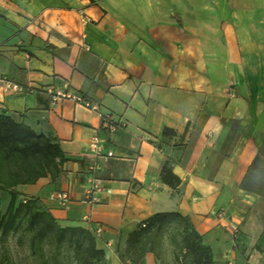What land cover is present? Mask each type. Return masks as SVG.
<instances>
[{
  "label": "crops",
  "instance_id": "obj_1",
  "mask_svg": "<svg viewBox=\"0 0 264 264\" xmlns=\"http://www.w3.org/2000/svg\"><path fill=\"white\" fill-rule=\"evenodd\" d=\"M169 2L180 21L153 13L142 25L152 30L134 33L114 0H0V75L23 89L0 87V115L52 136L67 158L55 180L16 190L61 226L102 225L100 264H136L120 257L124 237L153 214L176 211L214 264H264V212L248 188L264 160V0ZM154 5L144 0V11ZM58 92L98 109L53 103ZM96 137L102 157L89 149ZM166 161L177 189L161 180ZM93 164L105 191L88 204ZM56 191L72 201L51 200ZM138 264L163 263L148 252Z\"/></svg>",
  "mask_w": 264,
  "mask_h": 264
},
{
  "label": "trees",
  "instance_id": "obj_2",
  "mask_svg": "<svg viewBox=\"0 0 264 264\" xmlns=\"http://www.w3.org/2000/svg\"><path fill=\"white\" fill-rule=\"evenodd\" d=\"M164 133L167 134V130ZM65 162L67 158L52 136L37 133L12 116L0 115V189L10 197L5 212L0 214L1 240L6 241L11 235L30 234L31 247L35 250L37 243L50 237L59 247L68 245L73 249L78 263L100 264L105 253L97 248V237L90 228L61 226L38 199L20 198L16 190L19 185L35 184L47 176L55 180ZM160 176L172 189L181 184L169 161L163 165ZM180 226L182 230L177 229L172 237V242L176 243V236H180V264H214L212 249L203 243L201 234L189 219L177 211L155 213L139 223L124 237L121 259L129 258L138 264L150 252L161 260L165 235Z\"/></svg>",
  "mask_w": 264,
  "mask_h": 264
},
{
  "label": "rangeland",
  "instance_id": "obj_3",
  "mask_svg": "<svg viewBox=\"0 0 264 264\" xmlns=\"http://www.w3.org/2000/svg\"><path fill=\"white\" fill-rule=\"evenodd\" d=\"M149 3L155 4L157 7L155 11H144V0H114L115 9L123 15V22L129 28H132L134 33L136 31H145L152 27H142L143 21L146 17L153 13L158 14L163 21L176 20L180 21V12L171 8L169 0H148ZM217 0H192L194 5L199 6L201 3H215ZM222 1V0H219ZM225 3L227 0H224ZM243 4L249 5L256 0H239ZM258 1V0H257ZM152 7V8H153ZM200 12V11H199ZM182 13V12H181ZM255 179L251 181L248 186L250 190L255 191L260 196V202L257 209L264 212V160H261L254 167ZM9 194L0 189V214L4 213L8 202ZM177 229L182 230V227L171 229L165 235L164 252L161 256V262L166 264H180L181 249L180 236L177 235V242H172V237L175 236ZM0 264H80L74 259V251L68 245L59 247L54 238L46 237L42 242L37 243L35 250L31 247L30 234H16L11 235L6 241L1 240L0 237Z\"/></svg>",
  "mask_w": 264,
  "mask_h": 264
},
{
  "label": "built area",
  "instance_id": "obj_4",
  "mask_svg": "<svg viewBox=\"0 0 264 264\" xmlns=\"http://www.w3.org/2000/svg\"><path fill=\"white\" fill-rule=\"evenodd\" d=\"M0 87L4 90L7 94H20L23 92L22 87H20L18 84L4 78L0 75ZM60 99H72L80 104H82L84 107L91 109V110H97L98 107L96 104H93L89 101H86L81 95L74 94L71 92H58L56 96L53 97V103H56ZM102 126L105 128H110L112 130L116 129V126H114L109 118L102 116ZM90 151L96 156V157H102L103 156V145L101 144V141L98 137L94 138L89 146ZM109 157L112 156V153L110 152L108 154ZM100 170V166L98 164H93L88 169V176L86 177V181L88 183V188L85 193V200L88 204H94L98 203L101 199V195L104 193L105 188L101 183L100 178L97 176L98 171ZM50 199L58 202L62 206H67L72 201V194L70 191H56L53 192L50 195ZM85 221L89 222V217L86 216L84 218ZM90 229L94 233L96 237H99L101 233L103 232V226L102 225H92ZM236 237V234H235Z\"/></svg>",
  "mask_w": 264,
  "mask_h": 264
}]
</instances>
